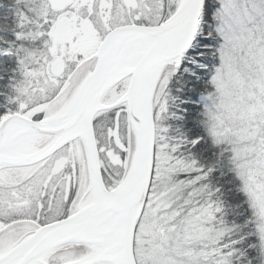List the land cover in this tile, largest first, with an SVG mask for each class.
<instances>
[{
  "label": "snow or ice",
  "instance_id": "6c2138e0",
  "mask_svg": "<svg viewBox=\"0 0 264 264\" xmlns=\"http://www.w3.org/2000/svg\"><path fill=\"white\" fill-rule=\"evenodd\" d=\"M0 264H264V0H0Z\"/></svg>",
  "mask_w": 264,
  "mask_h": 264
}]
</instances>
